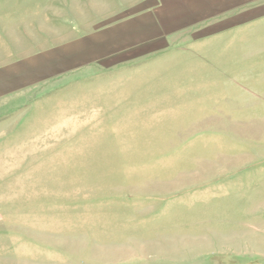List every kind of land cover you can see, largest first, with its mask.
Here are the masks:
<instances>
[{"label":"rangeland","instance_id":"1","mask_svg":"<svg viewBox=\"0 0 264 264\" xmlns=\"http://www.w3.org/2000/svg\"><path fill=\"white\" fill-rule=\"evenodd\" d=\"M0 264H264V0H0Z\"/></svg>","mask_w":264,"mask_h":264}]
</instances>
